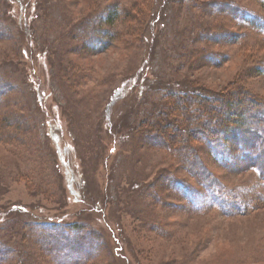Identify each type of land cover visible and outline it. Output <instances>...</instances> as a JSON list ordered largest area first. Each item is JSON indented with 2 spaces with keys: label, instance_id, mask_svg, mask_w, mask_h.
Here are the masks:
<instances>
[{
  "label": "rangeland",
  "instance_id": "374dc122",
  "mask_svg": "<svg viewBox=\"0 0 264 264\" xmlns=\"http://www.w3.org/2000/svg\"><path fill=\"white\" fill-rule=\"evenodd\" d=\"M239 87L264 0H0V264H264V173L148 132Z\"/></svg>",
  "mask_w": 264,
  "mask_h": 264
},
{
  "label": "trees",
  "instance_id": "16d2710c",
  "mask_svg": "<svg viewBox=\"0 0 264 264\" xmlns=\"http://www.w3.org/2000/svg\"><path fill=\"white\" fill-rule=\"evenodd\" d=\"M247 93L241 87L227 94L215 96L196 90L181 93L186 95V100L192 97L199 98L202 107L195 108L191 112L187 105L181 107L180 104L183 100L176 98L169 110L162 114L164 116L163 122H150L148 132L153 135L151 137L156 141L157 139L160 142L162 140L163 145H171L173 139L177 137L184 145H187L188 139L183 136L182 130L176 129L175 115L172 117L173 114H169L174 109H178L179 116L185 119V123L197 120L195 127L188 133V136L199 134L203 146L208 148L210 154L220 157L222 165L239 171L254 169L258 174H263L264 103L256 102L248 97ZM239 103L244 105V109L237 113L232 110V107L233 104ZM219 114H222L223 119L218 116ZM168 128L171 131L174 130L175 133L170 135L166 132L161 135V132H165L164 130ZM161 129L162 131H160Z\"/></svg>",
  "mask_w": 264,
  "mask_h": 264
}]
</instances>
